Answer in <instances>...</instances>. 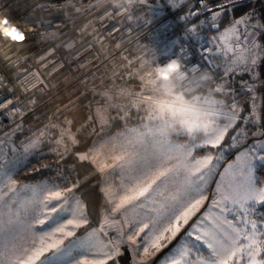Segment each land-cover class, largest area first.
Masks as SVG:
<instances>
[{
    "label": "snow or ice",
    "instance_id": "1",
    "mask_svg": "<svg viewBox=\"0 0 264 264\" xmlns=\"http://www.w3.org/2000/svg\"><path fill=\"white\" fill-rule=\"evenodd\" d=\"M164 2L166 7L176 9L192 0ZM196 2L199 9L189 7L187 14L179 17L185 29L183 36L172 41L179 49L173 55L194 78L195 91L208 93L197 99L208 119L189 128L154 102L153 89L143 76L157 63L165 64L172 58L161 62L153 48L143 66L139 57H123L127 60L123 67L129 69L130 79L139 81V90L106 88L99 93V106L88 117V123L99 124L101 131L116 119L124 120L125 126L115 135L74 152L88 124L73 131L72 120H65L63 126L49 122L19 144L13 137L23 125L15 124L0 136V264H122L125 250L130 255L128 264H151L173 241L177 242L159 264H264V212H259L264 207V180L257 177L258 167L264 166V94L260 92L264 88V72L260 70L264 65V18L252 9L233 17L221 30L224 14L241 0H219L215 5L210 0ZM155 3L131 0L125 7L140 5L152 11ZM37 7L48 10L47 4ZM68 9L81 12L75 0H64L56 7L70 20ZM109 11L121 16L119 8L110 5L106 13ZM204 12L208 13L205 19L192 21ZM3 15L18 28L31 29L37 22L25 25L10 13ZM126 19L132 22L139 18L131 11ZM38 22L41 39L52 41L61 35L50 31L52 20L40 18ZM145 23H151V19ZM189 23L191 27H187ZM117 30L114 25L109 35ZM213 30L215 34L208 38L207 32ZM193 39L198 44H190ZM0 44L14 47L8 41ZM197 46L210 55H201V62L194 64L189 48ZM0 56L9 61L8 67L25 59L12 60L2 49ZM40 60L49 62L45 56ZM29 77L35 80L31 88L44 84L38 73H28L23 79L18 73L15 78L25 91ZM237 83L239 89L234 87ZM4 90L14 92L10 81L0 73V116H8L13 122L22 119L25 110L20 98H10ZM240 93L245 94L243 102ZM132 109L143 111L147 122L128 126ZM113 111L115 116L111 115ZM249 135L256 137L251 144ZM226 138L230 141L227 147L238 152L221 172L218 168ZM53 141L52 151L59 159L74 155L81 167L91 165L88 175L74 183L68 176L59 183L44 178L18 182L20 172ZM93 177V187L100 193L98 205L79 191ZM212 184L214 189L210 188ZM94 213L98 216L95 223Z\"/></svg>",
    "mask_w": 264,
    "mask_h": 264
},
{
    "label": "built area",
    "instance_id": "2",
    "mask_svg": "<svg viewBox=\"0 0 264 264\" xmlns=\"http://www.w3.org/2000/svg\"><path fill=\"white\" fill-rule=\"evenodd\" d=\"M75 2L76 6L81 8V12L77 13L68 9L67 13L71 16L69 20L65 11H56V7L62 5L64 0H0V12L10 13L12 17L25 25L31 21H37L32 24V31L28 33L31 39L26 41L24 47L14 45L9 49L0 44V49L12 60H16L17 57L25 58L18 65L8 67L9 61L0 56V73L10 81V87L14 88L13 93L4 90L3 94L10 98L19 97L22 102L21 107L25 110L23 118L15 122L8 116H0V125H2L0 136L9 132L15 124L20 123L26 116L34 113L39 106L66 89L73 86H88L106 62L120 55L127 57L128 53L125 52L128 47L139 42V39L144 38V43L153 46L159 43L164 44L168 36H183L185 22L179 17L186 15L189 7L200 8L196 0H192L191 4H180L176 9L166 7L164 0H156L152 11L140 5L133 8L132 14L139 19L129 22L126 19L127 14L115 16V13H112V17H108L105 13L110 5L98 7L95 0H75ZM41 4H47L48 10L43 11L37 7ZM89 5L92 7L89 8ZM84 7L87 8L86 11ZM40 18L53 21L50 31L61 34L59 38L52 41L41 39L38 35L41 28L38 22ZM150 19L151 23H145ZM89 21H92V24H89ZM137 24L140 26L136 27ZM85 25L88 27L85 28ZM114 25L118 30L109 35ZM130 27L131 32L128 31ZM145 39L148 41L146 42ZM118 43L119 48L116 47ZM69 44L72 47H68ZM190 44L196 45L198 42L192 40ZM178 51L179 49L175 48L159 59L164 62L168 57L175 58L173 53ZM189 52L194 64L199 62V56L208 55L206 51L201 52L198 46L189 48ZM41 56H45L49 62H42ZM18 73L21 79L28 73H38L39 79L43 80L44 84H37L36 88H31L30 85L35 83V80L29 77L28 90L25 91L19 80L15 78ZM37 95H44L45 99L36 103ZM33 100L34 104L31 103Z\"/></svg>",
    "mask_w": 264,
    "mask_h": 264
},
{
    "label": "trees",
    "instance_id": "3",
    "mask_svg": "<svg viewBox=\"0 0 264 264\" xmlns=\"http://www.w3.org/2000/svg\"><path fill=\"white\" fill-rule=\"evenodd\" d=\"M219 0H210V3L212 5H215L218 3ZM252 9H255L258 16L264 18V0H241V2L235 7L232 11L226 12L223 16V22L221 24V28L227 27L229 22L233 17H239L242 13L250 11ZM208 16L207 12L202 13L201 15L192 18V21L195 23H199V20L203 17ZM191 23L187 25V27H190ZM215 32L209 31L208 33ZM172 36H168L167 38H170ZM165 38V41L167 40ZM144 39V38H142ZM160 44V43H159ZM157 45L150 46L148 48L139 49V43L136 42L132 45H130L127 49L128 53L132 56L131 60H135L137 57H140L141 55L147 56L150 51H152L153 48H155ZM162 44V43H161ZM160 44V45H161ZM174 47L172 51L175 49ZM113 62V66H111V62ZM119 57H115L108 62L104 64V66L100 69L103 70L100 75L103 74V72L108 73L110 72L109 69H113L120 65ZM138 64V61H137ZM136 66V65H133ZM99 70V71H100ZM129 71V69H127ZM261 72H264V65L261 66ZM126 71V68L121 66V72L120 74H123ZM100 73V72H99ZM98 73V74H99ZM98 74L95 75L94 81L98 82L100 78H98ZM125 80L127 81V85L130 88L137 87L136 83L139 81L136 79H130L123 75ZM114 78V77H113ZM127 78V79H126ZM247 78V77H245ZM111 78H107L109 80ZM111 82V81H110ZM100 84L103 85L101 82ZM234 87L239 89L238 85L235 84ZM96 90H91L86 87H78L73 86L65 91L61 92L59 95L54 97L53 99L45 102L41 106L37 108V110L26 116L20 123L23 125V130L20 132H17L16 135L13 137L16 144H19L20 141L25 140L28 136H30L33 132L39 130L45 122L48 121L49 118H53V120L57 121L58 118H66L67 120H72L74 123L72 125V129H76L78 126L81 127L82 125L88 124V117L90 116V113H92V110L90 109L91 101L93 97H98V94ZM245 94L240 93V99L244 100ZM45 99L44 95H37L36 96V103L41 102ZM242 100V101H243ZM247 105H245V108L247 109ZM124 120H116L114 121L109 129H116L119 127H122L124 125ZM251 128V125L250 127ZM89 132V126L84 128V134L80 136V139L82 143L76 148V149H84L88 143L91 141L92 138L88 137ZM227 141V140H226ZM229 143V140L228 142ZM44 148V146H43ZM42 148V149H43ZM42 151V150H41ZM76 152V150H75ZM201 153H203V150H201ZM39 161V163H37ZM71 164V165H70ZM41 165H48L49 167L43 168ZM85 167H81L79 164L75 163L73 160L72 155H68L65 159L61 160L59 159L54 153L48 152L43 153L41 152L38 154L36 158H33L31 165L28 167H25L23 171L20 172V174L16 177L17 180L20 181H35L40 178L49 177L52 174H56L58 169L60 170L63 176H68L71 181L74 182V180L77 179H83L84 176L88 175V173L91 171L92 168L89 166L84 165ZM33 168H38L39 171H33ZM258 179L264 180V166H259L257 169ZM57 177V176H56ZM96 183V178H91L89 181L81 185L80 192L84 193L86 197L91 196L93 198V203L95 205H98L100 202V194L97 187H93ZM259 212H264V207H261L259 209ZM92 218L97 219L98 216L94 213Z\"/></svg>",
    "mask_w": 264,
    "mask_h": 264
},
{
    "label": "clouds",
    "instance_id": "4",
    "mask_svg": "<svg viewBox=\"0 0 264 264\" xmlns=\"http://www.w3.org/2000/svg\"><path fill=\"white\" fill-rule=\"evenodd\" d=\"M130 2L131 0H95L98 7L111 5L119 8L121 16L132 11L131 7H125ZM139 2L143 3L145 0H139ZM106 15L112 17V12L109 11ZM30 31L32 30L28 28H18L7 16L3 15V12H0V42L8 41L10 46L24 47ZM139 58L143 66L151 55L147 57L141 55ZM184 69L185 65L181 60L172 58L165 64L157 63L150 68L144 74L143 79L153 89L154 102L163 105L169 115L181 118L187 127L192 128L197 122L208 119L197 103L198 98L208 93L196 92L194 78L189 76Z\"/></svg>",
    "mask_w": 264,
    "mask_h": 264
},
{
    "label": "rangeland",
    "instance_id": "5",
    "mask_svg": "<svg viewBox=\"0 0 264 264\" xmlns=\"http://www.w3.org/2000/svg\"><path fill=\"white\" fill-rule=\"evenodd\" d=\"M202 19H205V17H203ZM221 30H223V27L221 28ZM214 34H215V32H211V33H208L207 36H208V38H211V36L214 35ZM176 38H177V36H174L173 35L172 37L167 38V40L165 41L164 44H161V45L159 44L158 46H156L154 48L157 51V53H158V58H160L161 56L166 55V54H169L170 52H172V49L174 48V46L172 45V41H174ZM145 41L147 42L148 39H145ZM138 43H139V49L140 48L141 49H144L145 47L146 48L150 47L149 45H147L146 43H144V40L143 39H139V42ZM125 53H128V51H126ZM151 54H152V51H150L147 56H150ZM208 55H210V53H208ZM147 56H145V57H147ZM131 58H132V56L130 55V53H128L127 59L128 60H131ZM119 60H121L119 66H117V67H115L113 69H109L110 72H108V73L103 72L102 75H100V74L102 73L103 70H100L99 71L100 73L99 72H98L99 74L97 73L98 76H99L98 78H100V80L98 82H95L94 79H93L90 82V84L88 86H86V88H88V89H91V90H94L95 89L96 92H97V94H98V97H93L92 101L90 102L91 103L90 109L92 110V113L94 112L95 108H97L99 106L96 103L97 101H99L101 99L99 93L102 92V91H104L106 88H112L113 91H115L117 88H121V87H128V88H130L126 84L127 81L123 77V75H125L126 77H128V75H127L128 70L126 69L125 72L123 71L124 72L123 74H120V72H121V66L123 67V65H126L127 64V60L123 59V56L122 55H120ZM115 61H116V59L113 60L110 65L113 66V62H115ZM198 61L201 62V56H199ZM107 78H111V79L107 80ZM101 82L103 83V85L100 84ZM136 85H137V87H133V88H130V89H134V90H137L138 91L139 90V83L137 82ZM237 85L239 87V83H237ZM260 92H261V94H264V88H261L260 89ZM92 113H90V115ZM111 115L115 116L116 113L113 111L111 113ZM65 120H67V119L66 118H62V119L58 118V120L55 121L51 117V118L48 119L47 122L44 123V125L49 124V122H51V123L59 124V125L63 126V122ZM116 120H118V119H116ZM116 120H114V121H116ZM114 121H112V123ZM141 122H145V123L147 122L146 114L143 111H137L136 109H132L131 112H130L129 119H128V126H136V125H139ZM44 125L41 128H43ZM88 126H89L88 137L89 138H92L91 141L88 143V145L84 149H76L75 148L73 150L74 152H75V150L76 151H83V150H85L87 147L91 146L94 141H98V140H100L101 138H103L105 136L115 135L117 132H119V131H121L123 129V127L125 126V123H124V125L122 127H119V128L113 129V130L112 129H109V127H107L104 131H101V128H100V125L99 124H89ZM248 127H250V125ZM77 128H80V127L78 126ZM93 129H94V131H93ZM72 130L75 131L74 129H72ZM231 134L232 133L230 132L229 135H231ZM226 140L224 142L225 148H224V153H223V159L220 161V165L221 166L218 168V171H221V172L223 171V168L227 166V163H230L233 159H235V155L238 152V149L231 148V147H227V145L230 143V141H229V143H227L228 142V139L226 138ZM255 140H256V137L249 135V137H248V143L249 144L253 143ZM52 147H54V141H53V143H52L51 146L48 145V144L44 145V148L42 149L41 154L48 153V152L54 153L52 151ZM213 151H215V150H213ZM202 154L203 153H201V155ZM72 156H73L74 162L77 163V164H79V162L76 160V157L74 155H72ZM85 165L86 166H89L90 168H92V166L89 165V164H85ZM83 167H85V166H83ZM58 169H54V170H57V173L56 174L54 173V174H52L49 177H44V179H51V180H54V181H56L58 183L61 182L63 175L61 173H59L61 171L58 170ZM257 177H258V174H257ZM216 179H219V177H216ZM17 181L20 182V183H25V184L26 183H32L33 182V181H20V180H17ZM70 181H71V179H70ZM75 181L76 180H74V182ZM71 182H73V181H71ZM214 187H215L214 184L210 185V188L214 189ZM97 189H98V187H97ZM206 204H207V202H206ZM201 211H203V209ZM92 219H93V222L94 223L98 220V218L97 219L92 218ZM177 240H179V237H177ZM176 242L177 241H173L172 244L169 245L168 248L163 249L161 253L157 254V256L152 259L151 264H159L160 259L164 255H166L173 248V246L176 244ZM202 250L206 252V249H202ZM129 260H130V255L127 252V250H125V254L122 257V264H128V261Z\"/></svg>",
    "mask_w": 264,
    "mask_h": 264
},
{
    "label": "bare ground",
    "instance_id": "6",
    "mask_svg": "<svg viewBox=\"0 0 264 264\" xmlns=\"http://www.w3.org/2000/svg\"><path fill=\"white\" fill-rule=\"evenodd\" d=\"M83 9H84L85 11L87 10V8H86V7H84Z\"/></svg>",
    "mask_w": 264,
    "mask_h": 264
}]
</instances>
